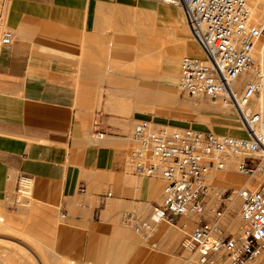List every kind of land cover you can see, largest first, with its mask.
I'll return each mask as SVG.
<instances>
[{"label": "crops", "instance_id": "obj_1", "mask_svg": "<svg viewBox=\"0 0 264 264\" xmlns=\"http://www.w3.org/2000/svg\"><path fill=\"white\" fill-rule=\"evenodd\" d=\"M169 7L0 0V40L4 31L12 34L10 44L0 42V202L17 198V183L7 176L26 179L29 196L21 201L54 226L41 227L53 232L51 239L42 235L41 246L56 259L192 264L180 243L197 222L212 218L153 225L163 182L135 175L131 163L145 87L170 85L178 58L199 51L181 10ZM125 212L151 226L147 242L122 224Z\"/></svg>", "mask_w": 264, "mask_h": 264}, {"label": "built area", "instance_id": "obj_2", "mask_svg": "<svg viewBox=\"0 0 264 264\" xmlns=\"http://www.w3.org/2000/svg\"><path fill=\"white\" fill-rule=\"evenodd\" d=\"M146 1L179 8L190 39L202 53L201 58L180 57L178 92L232 110L239 131L218 134L135 122L134 173L163 182L161 204L152 210L151 221L157 226L184 216L198 219L210 211L212 219L197 222L180 249L197 264H250L264 254V20L253 16L251 0ZM11 39V32L4 31L0 42L8 45ZM231 158L232 172L245 181L235 188L218 187L216 174L228 171ZM7 180L17 183V198L6 196L4 201L17 206L22 198L28 199L24 177L14 173ZM232 195L240 202V226L235 231L226 221ZM121 220L125 226L133 225L143 241L151 237V226L129 213Z\"/></svg>", "mask_w": 264, "mask_h": 264}, {"label": "rangeland", "instance_id": "obj_3", "mask_svg": "<svg viewBox=\"0 0 264 264\" xmlns=\"http://www.w3.org/2000/svg\"><path fill=\"white\" fill-rule=\"evenodd\" d=\"M251 4L253 8L252 0ZM162 6L169 7L163 4ZM187 37H189V34ZM180 57L178 58V61ZM177 75L178 72L173 74L170 85L165 84L162 80L158 85L145 87V101L143 104L139 105V110L142 113V118L139 120H146L157 125L171 127H191L204 132L210 131L218 133L215 131L229 129L234 132L231 135H239L238 125L232 110L227 108L225 109L217 103H213L202 98H188L181 95L176 88ZM198 105L201 107H198ZM218 134L227 133L221 132ZM225 175L226 174H216L217 178L214 180V184L218 187L235 188L243 184L245 181L243 176L231 173V180L229 183L224 184L221 180L223 176L225 177ZM211 202L212 204L215 203L214 200ZM227 206L230 209V213L228 217H226V221L233 224L230 227V230L235 231L240 226L237 216L240 202L237 198L232 196L230 201L227 203ZM206 213V215L210 217L212 216L210 211H207ZM0 216L4 219V224H1L3 227H7V229L3 228L0 230V264H69L67 261L59 262L50 247L48 248L46 245L44 247L41 246L42 235L43 238L46 239L47 234H49L51 239V235L53 233L51 229L49 232L46 229L42 231L41 227L51 228L54 226L51 223L38 221L43 218V216L39 217L33 214L29 205H24L21 201L19 205L13 206L11 203L1 201ZM23 244L24 246H22ZM20 253L22 255H20ZM40 253H42V255ZM27 257L30 258L28 259ZM262 258H264V254L250 264H260ZM190 263L197 264L193 259Z\"/></svg>", "mask_w": 264, "mask_h": 264}, {"label": "bare ground", "instance_id": "obj_4", "mask_svg": "<svg viewBox=\"0 0 264 264\" xmlns=\"http://www.w3.org/2000/svg\"><path fill=\"white\" fill-rule=\"evenodd\" d=\"M252 2H253V15H254V17H255V19L256 20H264V0H252ZM153 34V33H152ZM146 37H147V35H146ZM145 37V38H146ZM154 38V37H153ZM148 40H150V39H148ZM187 40H189V39H187ZM191 40V39H190ZM186 41V40H185ZM192 41V40H191ZM149 42V41H148ZM193 42V41H192ZM147 44H149V43H147ZM147 44H145V46L147 45ZM193 44L195 45V43L193 42ZM156 45H157V43H156ZM143 50V49H142ZM152 50V49H151ZM147 52V51H146ZM194 56H196V57H202V53H200V51H195L194 53ZM151 59V58H150ZM146 60V59H145ZM149 60V59H148ZM156 60V59H155ZM154 61V60H153ZM160 61V60H159ZM152 62V61H151ZM148 63V62H147ZM153 63H155V62H153ZM159 63V62H158ZM198 107H201L200 105H198ZM208 107V106H207ZM206 107V108H207ZM205 108V107H204ZM211 108H213V107H211ZM226 109V108H225ZM228 109V108H227ZM228 112V111H227ZM225 130V129H224ZM215 131V132H218V133H221V132H223V133H227V134H232V133H234L233 132V130H225V131ZM237 130V129H236ZM234 158H231L230 160H229V162H230V168H228V172L226 171V172H224L226 175H225V177L223 176V180H224V184L226 183H229V180H231V176H230V174L232 173V171H230V170H232V168H231V165H232V162H234ZM224 173H219V174H224ZM233 196V195H232ZM231 196V197H232ZM4 216V215H3ZM7 218V217H6ZM3 217L2 216H0V230H2L3 228H5V229H7V227L6 226H4L3 227V225L2 224H4L3 223ZM6 221V220H5ZM9 221V220H8ZM12 222V221H11ZM10 222V223H11ZM2 223V224H1ZM7 223V222H6ZM5 223V224H6ZM2 225V226H1ZM233 224L232 223H230V227L232 226ZM9 226V225H8ZM12 229V228H11ZM10 229V230H11ZM2 232V231H1ZM6 233V232H5ZM6 235V234H5ZM6 236H8V235H6ZM30 237V236H29ZM32 239H33V237H32ZM8 242V241H7ZM22 242V241H21ZM19 244H20V242H19ZM17 245V244H16ZM26 245V244H25ZM22 246H24V244L22 245ZM20 247V246H19ZM28 247V246H27ZM21 248V247H20ZM26 249V248H25ZM20 250V249H19ZM29 250V249H28ZM39 251V250H38ZM37 251V252H38ZM27 252V251H26ZM26 252H25V254H26ZM40 252V251H39ZM21 253H23V252H21ZM20 253V255H22ZM35 253V252H34ZM24 254V255H25ZM41 255H42V253H40ZM28 255V254H27ZM31 255V254H30ZM28 258V257H27ZM30 258V257H29ZM28 258V259H29ZM37 258V257H36ZM258 258V257H257ZM256 258V259H257ZM27 260V259H26ZM57 260L59 261V262H62V260H60V259H58L57 258ZM2 262V261H1ZM9 263H11L10 261H8ZM37 262V261H36ZM40 262V261H39ZM34 263V262H33ZM74 262H71V263H69V264H73ZM12 264V263H11ZM13 264H15V263H13ZM30 264V263H29ZM63 264V263H62Z\"/></svg>", "mask_w": 264, "mask_h": 264}]
</instances>
